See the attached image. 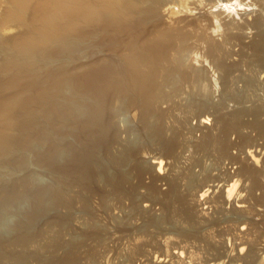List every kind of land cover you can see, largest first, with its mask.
<instances>
[{"label":"bare ground","instance_id":"1","mask_svg":"<svg viewBox=\"0 0 264 264\" xmlns=\"http://www.w3.org/2000/svg\"><path fill=\"white\" fill-rule=\"evenodd\" d=\"M231 1L233 0H0V241L6 238L9 239L10 245L25 246L26 237L30 238L37 232L45 212L59 206L66 208L64 189L67 186L72 188L75 185H83L86 187L89 184V171L91 172L93 169L91 163L95 162L96 169L100 168L95 155L96 152L103 149L104 143L102 144V142L109 133L110 122L112 120L114 123L116 118V108L113 104L115 101H118L117 103L124 102L123 105L126 107L129 102H133L135 99L142 102L149 93V98L154 95L162 96L161 89L158 90L159 83H157V79L162 75L158 77L157 75L161 66H164L162 65L163 60L169 63L178 61V66L184 63L180 60L191 62L192 58L196 59L193 54L202 48L204 44L201 43L202 40L207 43V38L212 40V44L214 41H220L222 44L219 46L228 48L230 54L225 56L227 60L237 59H234L235 56H238L234 51L238 44L234 43L232 37H226L225 33L223 34L224 31L219 32L221 31L220 27L223 26L222 23H225V27L228 23L227 20L231 18V15H228L227 19L225 16L231 11L229 12L220 5L232 4ZM244 2L245 4H242L243 2L239 4L244 6L248 0H244ZM247 8L242 9L241 7L242 12L238 8L237 12L232 13H236L238 17H240L239 15L246 16ZM244 10L246 12H243ZM206 17H210L212 20H210L212 25L210 30L209 28L207 30L203 25V20ZM156 21L161 23L158 28L164 27L166 31H163V28L160 30L161 37L159 36L152 42H145V38L152 39L154 36L150 37L147 33L148 37L145 36L142 39L139 35L140 29L143 26L154 25L157 23ZM256 23L258 22L256 21ZM190 25L196 26L194 29L197 34L202 33L204 37L202 36L201 41L197 39L200 37L196 38V33L192 34L194 29L190 30ZM155 29L157 30V28ZM184 31L187 32V35L183 41L169 40L173 34L180 35ZM165 32L171 36H162L161 34ZM257 38V42L254 40L255 43L249 49L251 58H249V54H241L240 60L244 64L247 62V68L250 67L249 70L255 75L254 80L250 75L252 79L244 82L241 91L235 88L227 89L228 79L230 80L239 68L233 71L225 68L223 65H226L224 62L227 60L223 62L224 64H217V58L223 57L218 56L221 50H213L212 46V51L208 49L207 52V57L212 60V64L209 63L212 65V69L208 67L211 69L212 75H209L212 76L214 84L218 83L217 87L218 85L220 87L219 93L218 90L213 92L214 96L217 95L219 100L221 98L228 99V103L229 101L237 103V107L235 106L237 110L229 118L222 116L219 118L218 112L212 106V125L216 121L220 130L214 126L217 132H220L222 139L212 136V140H210L214 146L219 144V149L216 150L219 151L221 157L229 159L228 150L235 149L228 142L229 134L236 135L240 140L243 129H251L263 143L254 147L253 144L250 145L246 142L236 149L240 152L245 151L247 157L254 163L259 155L264 154V121L261 120L263 109L256 107L251 102L253 96L250 98L244 94L257 92L260 87L264 86L258 83L259 79H264V32L260 31V28ZM217 43L219 42L215 44ZM244 43H242L243 46ZM252 43L250 42V44ZM182 46L183 48H181ZM243 46L241 48L244 51ZM155 49L162 53L161 58ZM178 49L188 52L184 59H175ZM123 50L130 52L129 58L121 57L120 52ZM163 57L165 59L162 60ZM148 63L150 65H147ZM149 66L152 69H148ZM183 66L185 67V65ZM145 68L150 72L147 71V77H145L147 74ZM154 69L156 70L154 71ZM174 72L170 73V81L176 76L178 80L188 79L185 77L188 74L185 73L184 76L178 70ZM197 76V80L194 78L196 83L206 80ZM169 82L167 81V83ZM178 84L176 85L178 86ZM214 84L210 86L207 83L210 89ZM181 89L175 88L174 92H177L173 93L172 97H179ZM2 93H6V95L3 97ZM168 96L165 95L163 100L169 99L170 96ZM246 102H251L249 104L254 107L249 110L250 108L246 107ZM206 105L201 103V109ZM142 112L141 117L144 124L148 116L147 108ZM207 115L202 114L200 118L197 117L200 125L208 123ZM245 116L248 117V119L246 118L248 121H243ZM249 117H251L250 121ZM151 133V138L163 145L164 148L169 151L174 149V142L164 140L159 127L154 128ZM90 138L93 139V142L90 141ZM209 138L205 145L209 143ZM120 139H122V135L118 139L115 138L113 143L118 145ZM106 141L108 142V140ZM45 147H50V149L46 150ZM253 147L254 150H250ZM135 151L133 146H130L115 158L114 163L119 170L114 177H108L107 171L103 172L107 180L111 178L109 183L112 181L118 186L128 184L127 179L130 178V176L126 177L128 176L126 174L129 166L128 159L137 154ZM146 155H144L145 158L147 157V161L153 164L155 171L158 173L163 171L164 165L160 157ZM241 168L240 171L237 170L239 171L237 174L235 171L233 176H229L230 179L227 178V180H223L224 182L221 179L223 182L221 185L225 186L224 196L227 199L230 198L237 184V176L245 177V181L250 179L252 191L260 185L257 172L252 171L251 167L248 168L249 170L245 167V169ZM133 169H136L135 176L139 180L146 172L140 165H135ZM20 178L22 184L16 186L15 184ZM213 181L216 182V180ZM219 181L217 180V182ZM209 185L198 186L200 189L196 199L202 206L205 204V198L211 187L212 189L218 188L215 184V186ZM222 189L224 191V188ZM258 189L260 190V188ZM155 191L154 188L151 192ZM167 194L174 196L176 202L182 205L184 216H192L191 210L187 206L184 208V197L182 198V195L177 191L175 182L170 184ZM243 201L240 200L239 194L233 200L235 204L239 203V208L242 207L239 205L244 204L245 201ZM256 204L264 205V197L259 199ZM248 207L250 208V206ZM254 208L256 210V205ZM49 230L54 231L53 228ZM44 233L46 232L44 231ZM161 238L163 237L161 236ZM28 242L27 245L33 243ZM3 248L0 244V264H30L31 258L36 259L37 256V254L31 257L20 254L9 257L4 253ZM177 249L172 251L169 256H156L152 259L155 263L167 264L166 257L184 258L181 251ZM136 252L138 253V251ZM260 258L264 259V256ZM77 261L76 254L68 253L55 264H76ZM180 264H192V259L190 260L187 256L181 260ZM205 264L212 263L207 261Z\"/></svg>","mask_w":264,"mask_h":264},{"label":"rangeland","instance_id":"2","mask_svg":"<svg viewBox=\"0 0 264 264\" xmlns=\"http://www.w3.org/2000/svg\"><path fill=\"white\" fill-rule=\"evenodd\" d=\"M255 1L258 3H255ZM255 1L248 0V3H246L248 6H242V9L248 7L246 11L247 15H249H246L247 17L245 15H243L245 17L242 15L238 17L236 13L229 11L230 13L225 14V16L227 19L231 15L230 21L227 20L228 23H226L225 27V23H222V27H220L221 25L219 26L221 28L219 32L222 33L224 31L223 34L225 33L226 37H232L234 43L238 44L237 47L235 46L236 49L234 51L238 55L234 59H237L227 60L225 56L230 54L228 48L222 45L219 46V44H222L220 41H216L219 42L217 44L214 41V44H212V40L210 41L207 37L205 39L210 42L207 41L205 43V40H202L204 37L202 33L197 34L194 29L196 26L190 25L189 29H194L192 34L196 33V38L197 36L200 37L197 39L202 40L201 43L204 44L199 51L193 54L196 59L194 58L193 60L192 58L191 62L189 60H180L184 59L188 52L179 51L178 49L175 53V59L178 58V60L184 62L181 63L182 66L177 65L178 61L177 63H169L164 62L163 59L165 58H162V65L164 66H161V70H159L160 72L157 75V77L162 75V78L157 79V83L160 86L158 90L161 89L162 91L160 92L162 96H159L161 98L159 99L155 95L149 98V93L142 102L135 99L133 102H129L126 107L123 105L124 102L117 103L118 101H115L117 104L114 103L113 105L116 108V118L113 121L114 123H112L110 118L111 125L109 124V133L104 142H102V144L104 143L102 145L103 149L98 151V153L96 152L95 155L97 156L100 168L96 169V163L93 161L91 163L93 169H91V172L89 171V184L86 187L83 185H75L72 188L71 186H67L64 189V192H66L64 196L67 203L66 208L59 206L60 208L57 207L49 212H45L37 232L33 236H30V238L26 237L25 246L10 245L9 239L7 240L6 238L0 241L2 248H5H3V251L5 250L4 253L7 256L23 254L30 255L31 257L37 254L36 259L31 258L30 264H55L68 253L76 254L78 258L76 264H158L154 262L153 257L169 256L172 251L174 252L178 248L184 258L188 256L190 260L192 259V264H205L207 261H210L212 264H264V259L260 258L264 256V205L259 204L258 206L256 204L259 199H263L264 197V154L259 155L258 162L254 163L247 157L245 151L240 152L236 149V147L239 148L241 144L246 142L250 145L253 144L254 147L263 142L255 132L247 128L243 129L240 140L236 135L229 134L228 142L231 146L235 147V149L231 148L228 150L230 160L221 157L219 151L216 150L217 148L219 149V144L215 146L212 144V136L216 139H219L221 136L220 132H217V129H220L216 125V121L212 125V106L218 112L217 116L219 118L220 116L229 118L237 110V103L235 104L231 101L228 103V99L224 100L221 98L219 100L217 95L214 96L213 92L220 87L219 85L217 87L218 83L214 84L212 80V60L207 57L208 49L212 51L211 48L213 46V50H221L218 56H223L222 58H217V64L221 65L225 63L226 65H231L229 67L223 66L232 69V71L239 68L230 80L228 79L229 86L231 84L230 87L228 86V90L235 88L241 91L244 87V82L252 79L250 75H252L254 80L255 75L249 70L250 67L247 68V62L244 64L240 59L242 58V53L249 54V58H251L249 49L258 40L259 28L260 31L264 32V0ZM237 2L245 4L244 0H238ZM242 9L240 12H242ZM246 11L244 10L243 12ZM209 18L206 17L203 20V25L207 30L208 28L210 30V26H212V20ZM157 23L154 24L157 26L152 24L143 26L140 29L139 35L142 39L145 36L148 37L147 33H149L150 37L154 36L152 39L145 38V42H152L156 38H159L160 30L164 27L158 28L161 23ZM151 31L157 32L153 33ZM163 31H166V29L164 28ZM187 32L189 33V30ZM187 32L184 31L183 35L173 34L169 40L181 42L185 39L184 37H186ZM165 33L166 35H164ZM165 33L161 35L171 36V34ZM250 42L253 43L250 44ZM242 43L245 45L243 46ZM242 46L244 47V51L241 48ZM157 50L155 49V52L161 58L162 53ZM120 55L122 58L127 59L130 52L123 50L120 52ZM193 61L196 63H192ZM147 65L150 64L148 63ZM148 69H144L145 73H147ZM175 70L182 72L184 76L185 73L188 74L185 76L188 79L183 78V80H178L176 76V78L170 81V76L172 73H175ZM197 73L199 76H197ZM151 74L149 75L151 76ZM145 75L147 77L148 73ZM164 75H167V78ZM196 76L205 78L204 82L206 83L201 80L200 83L198 81L196 83ZM163 77L166 81L163 80ZM194 78L196 79L195 81ZM248 78L250 79L248 80ZM256 79L258 80L259 78ZM167 81L170 82L167 83ZM258 81L260 85H264L263 78ZM193 83L195 84L193 85ZM207 83L210 86L214 84L211 87L212 89L209 88L210 86ZM176 86L182 88L181 94L179 97H172V94L177 92H174L175 88H177ZM260 88L257 92H254L256 93L255 95L251 92H246V95L243 94L250 98L253 96L251 102L256 107L263 109L261 120L263 119L262 121H264V86ZM219 90L218 93L220 92ZM2 95L4 97L6 93H2ZM165 95L171 97L168 96L170 100L166 99V101L169 100L168 102L163 100ZM201 103L207 104L202 107L203 110L201 109ZM249 103H247L246 107L251 110L254 106H251ZM146 108L148 116L146 123H144L145 126L141 116L142 111H145ZM202 114H208L209 121L205 125H200L197 120V117L200 118ZM246 118L248 119L245 116L243 121H246ZM250 119L251 117H249V121ZM157 127L160 128V134L164 140L174 142L175 146L172 151L167 150L163 145L151 138V132ZM115 129L118 130L116 131ZM121 135L122 139L119 140L118 145L114 144V139L120 138ZM208 138L211 140H208L209 143L205 145ZM220 138L222 139V137ZM90 141L93 142V139L90 138ZM130 146H133L137 154L130 156L128 159V173L126 172L128 175L126 177L130 176L127 179L128 184L118 186L112 181L109 183L111 178L107 180L103 172L107 171L108 177H114L119 170L118 166L114 163L115 158ZM254 147L250 150H254ZM45 149H50V147H45ZM259 150L260 147L258 148V152ZM141 152L145 153L141 154ZM146 154H148V157L150 154V157L152 155L160 157L164 165L163 171L160 173L155 171L153 164L147 161V157L145 158ZM135 165H140L146 171L140 180L135 176L136 169H133ZM241 167L247 170L251 167L252 171L257 172L262 188L259 185L258 188L260 190L256 188L257 192L256 190H254L255 192L252 191L250 179L245 181L246 178L240 175L239 177L237 176L238 181L233 189V193L227 199L224 196L225 186L221 184L224 182L223 180L230 179L229 176H233L235 171L237 174L242 169ZM20 179L17 181L18 184H15L16 186L22 184V179ZM221 179L223 182H221ZM213 180H216V182ZM217 180L220 181L217 182ZM212 181L218 188L212 189L211 187L210 192L205 198V204L202 206L196 199L197 192L200 186L204 187L209 184L215 186ZM174 182L177 185V191L182 195V198L184 197V208L187 206L191 210V217L184 216L182 205L176 202L174 196L168 195L169 193L167 194L170 184ZM154 188L156 191L152 193L151 191ZM222 188H224V191ZM237 194H239L240 200L245 201H243L244 204L239 205L242 206L240 208L238 207L239 203L235 204L233 202ZM255 205L257 208L259 207L258 210L257 208L255 210ZM50 228H53L54 231H50ZM57 236L59 237L57 238ZM28 241L33 243L27 245ZM184 258L178 259L172 256L166 257V260H168L167 264H180Z\"/></svg>","mask_w":264,"mask_h":264},{"label":"clouds","instance_id":"3","mask_svg":"<svg viewBox=\"0 0 264 264\" xmlns=\"http://www.w3.org/2000/svg\"><path fill=\"white\" fill-rule=\"evenodd\" d=\"M221 7L226 8L228 11H235V9L241 8L242 5L237 2V0H233L232 4L229 5H220Z\"/></svg>","mask_w":264,"mask_h":264}]
</instances>
